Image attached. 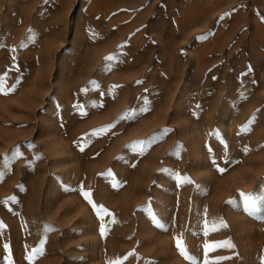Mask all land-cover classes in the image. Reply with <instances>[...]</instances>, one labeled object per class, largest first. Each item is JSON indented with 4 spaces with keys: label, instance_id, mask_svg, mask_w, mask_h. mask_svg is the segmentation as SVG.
<instances>
[{
    "label": "rangeland",
    "instance_id": "374dc122",
    "mask_svg": "<svg viewBox=\"0 0 264 264\" xmlns=\"http://www.w3.org/2000/svg\"><path fill=\"white\" fill-rule=\"evenodd\" d=\"M0 78V264H264V0H0Z\"/></svg>",
    "mask_w": 264,
    "mask_h": 264
},
{
    "label": "snow or ice",
    "instance_id": "6c2138e0",
    "mask_svg": "<svg viewBox=\"0 0 264 264\" xmlns=\"http://www.w3.org/2000/svg\"><path fill=\"white\" fill-rule=\"evenodd\" d=\"M5 86H6L5 85V80L3 78H0V91H3ZM186 182L191 183L190 180H187ZM85 195H86V198H87L88 195H90V194H85ZM89 203H91V200H89ZM221 226L227 227V225L224 224L222 221H221ZM216 230L217 229H216L215 225H213L211 228H209L206 225L204 234H205V236H207L211 231H216ZM102 234H103V232H102ZM176 246H177L178 250L181 252L182 255H186L185 246H184V243H183L182 239H177L176 240ZM225 247L232 248V247H234V245H232L230 241L229 242H218V243H214V244L205 243L204 244L205 264H219V261H209L208 260V254L210 252L216 251L218 248H225ZM40 251H41V254H42V249ZM117 264H119V262H117Z\"/></svg>",
    "mask_w": 264,
    "mask_h": 264
}]
</instances>
